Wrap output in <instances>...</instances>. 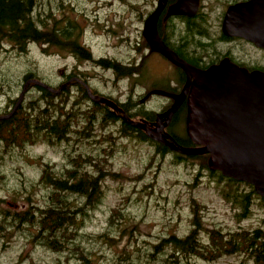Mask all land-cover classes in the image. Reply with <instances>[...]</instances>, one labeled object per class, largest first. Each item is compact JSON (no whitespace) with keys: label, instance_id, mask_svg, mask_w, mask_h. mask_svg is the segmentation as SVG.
Listing matches in <instances>:
<instances>
[{"label":"rangeland","instance_id":"374dc122","mask_svg":"<svg viewBox=\"0 0 264 264\" xmlns=\"http://www.w3.org/2000/svg\"><path fill=\"white\" fill-rule=\"evenodd\" d=\"M211 2L217 8L215 0ZM143 3V0H43L42 12L52 13L54 20H70L75 25L76 33L81 32V43L90 50L94 59H113L129 65L142 58L145 72L138 78L116 80L111 71L95 67L90 62L77 61L55 48L45 53L43 47L31 45L27 54L18 55L5 44V50L0 52V86H3L6 95L0 94V111L6 107L9 110V96L11 99L20 96L22 79L28 71L36 73L52 86L61 84L65 74H83L91 87L121 103L126 101L129 93L137 97L153 83L172 80L174 71L162 61L154 56L145 57L144 48L137 51L131 49L134 44L129 46L126 43V38L137 36L135 26L144 13ZM26 98H30V95H26ZM96 128L95 136L88 142L75 143L72 140L69 145L56 147L38 145L23 151L13 150L5 156L1 166L2 174L6 177L5 183L0 185V199L4 200L2 208L25 211L29 208L26 202L28 196L33 199V204H44L47 190L37 184L43 163L61 170L69 157L102 155L101 149L107 148V145L95 141L109 132H102L98 126ZM114 131L115 144L108 153L114 152L109 158L108 170L121 177L116 180L107 178L106 198L100 208L86 219L82 232L85 237L80 239L86 253L93 254L92 264H126L120 263L119 258L125 248L133 253L139 248L144 258L149 246L160 238L169 234H188L194 201L200 204L203 222L208 228L220 227L225 232L256 228L264 230V207L258 201L252 205L251 217L239 221L236 217L238 209L226 196V185L218 184L216 179L209 176V172L202 166L200 168L197 161L193 165L190 162L178 164L173 154L158 157L151 145L120 138L118 126ZM178 132L183 137L182 127ZM114 210L129 216L130 226L123 234L109 224ZM7 231L6 237H0V264H56L59 260L66 264L69 254L53 253L35 244L32 238L34 230L11 227ZM105 233L116 238L117 245L112 246L107 241L97 239ZM130 257H134V254ZM69 261V264H78L72 256ZM244 262L243 257L234 256L211 264Z\"/></svg>","mask_w":264,"mask_h":264},{"label":"trees","instance_id":"16d2710c","mask_svg":"<svg viewBox=\"0 0 264 264\" xmlns=\"http://www.w3.org/2000/svg\"><path fill=\"white\" fill-rule=\"evenodd\" d=\"M42 5L43 0H0V52L5 50V44L18 55L27 54L31 45H39L43 47L45 53L55 48L61 53L73 56L77 61L90 62L95 67L111 71L116 80L133 78L136 75L137 68L119 61L94 59L90 50L81 43V32L76 33L75 25L70 20L64 22L54 20L52 13L42 12ZM74 77L82 78L84 84L71 83ZM83 77V74L75 72L65 74L61 84L52 86L36 73L28 71L22 79L21 93L26 86L22 102L18 104L20 96L11 99L7 94L9 110L6 107L0 111V185L5 183L6 179L1 171L2 162L13 150L23 151L38 145L51 147L69 145L72 140L75 143L88 142L95 136L97 126L102 132L108 131L109 134H104L100 140L95 141L97 144L107 145V148L101 147L102 155L69 157L61 170L43 163L37 182L47 190L46 201L42 206L33 204V199L28 196L26 202L29 208L25 211H12L2 208L4 200L0 199V237H6L7 229L11 227L27 231L32 229L35 231L32 235L35 244L53 253L69 254L66 264H69L71 256L78 264H92L93 254L86 253L80 239L85 237L82 232L86 219L100 208L106 198L107 178L116 180L121 177L108 170L109 158L114 151L108 152L115 144L116 126L120 127V133L117 132L120 138L147 143L155 148V155L158 157L173 154L178 164L190 162L193 165L197 161L200 168L202 166L209 172V176L216 179L218 184L226 185V196L238 209L236 217L239 221L251 217L255 201L264 207V199L255 193L252 186L224 178L218 172H210L208 156L181 157L152 141L145 132L131 126L124 118L122 125H114L118 121L117 115L109 107L89 98L86 87L93 95L102 94L91 87L88 80ZM63 86H65L63 91L55 93ZM0 94L6 95L2 85ZM28 94L30 98H26ZM102 96L114 101L123 111L124 117L133 121L132 119L137 116L130 111L126 103L117 102L108 95ZM142 117L153 121L156 115L146 112ZM181 127L183 137L178 132ZM168 134L179 145L194 147L185 133L184 125H171ZM192 213L191 229L188 234L184 236L169 234L160 238L158 242L149 246L144 258L141 257L142 251L139 248L135 249L134 253L125 248L119 256L120 263L211 264L224 258L239 256L245 260L243 264H264L263 229L225 232L220 227L208 228L204 225L201 206L197 201L193 202ZM109 224L118 233L123 234L129 229L130 219L120 210H114ZM97 239L107 241L112 246L117 245L115 244L117 239L111 238L107 233L99 235ZM132 254L134 257H130ZM56 264L63 262L59 260Z\"/></svg>","mask_w":264,"mask_h":264},{"label":"water","instance_id":"95a60500","mask_svg":"<svg viewBox=\"0 0 264 264\" xmlns=\"http://www.w3.org/2000/svg\"><path fill=\"white\" fill-rule=\"evenodd\" d=\"M166 2L159 0L157 10L146 23L145 36L152 52L162 55L186 73V87L176 98L173 107L157 116L160 125L155 128V125L147 122H133L126 116L124 120L171 152L185 157L208 156L210 172H218L224 178L248 184L264 199V74L249 73L230 62H223L207 71H198L179 59L157 35V22ZM172 11V15L185 14L179 6ZM224 32L229 36L243 37L264 48V0H251L248 5L231 8L225 20ZM25 88L18 104L25 97ZM64 89L65 86L55 93ZM86 89L94 102L109 107L113 112H123L113 101L92 96L89 88ZM186 99L189 108L186 135L194 145L192 148L179 145L165 132Z\"/></svg>","mask_w":264,"mask_h":264},{"label":"flooded vegetation","instance_id":"af4514ba","mask_svg":"<svg viewBox=\"0 0 264 264\" xmlns=\"http://www.w3.org/2000/svg\"><path fill=\"white\" fill-rule=\"evenodd\" d=\"M143 2L144 13L135 26L137 36L126 38V43L128 42L129 46L134 44L131 49L137 51H142L144 48L146 50L145 57L158 58L174 71V77L172 80L166 79L158 82L159 84L153 83L149 89L144 90L137 97L129 93L124 103L128 105L133 114L137 115L132 119L133 122H147L151 126L155 125L153 127L155 128L160 125L157 123V116L168 112L173 107L176 98L186 87L188 78L181 68L172 64L162 55L152 52L145 36V26L150 16L157 10L159 0H143ZM250 2L251 0H223L221 3L220 0H215L214 4L217 7L215 8L211 0H167L165 9L157 22V35L179 59L198 71H207L223 62H230L249 73L264 74V48L243 37L229 36L224 32L228 11L237 6L248 5ZM175 6L182 8L185 14L172 15V9ZM127 66L137 68L135 78L143 76L145 72V63L142 58ZM79 78L74 77L70 82L84 84V80ZM86 85L89 86L88 83ZM102 95L92 94L95 97H103ZM89 98L91 97L89 96ZM188 109V99H186L173 116L170 126L165 131L167 134L171 125H186ZM146 112L156 115L153 121L142 117V114ZM114 114L118 117V121L114 125H122L123 112Z\"/></svg>","mask_w":264,"mask_h":264}]
</instances>
